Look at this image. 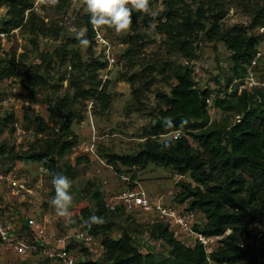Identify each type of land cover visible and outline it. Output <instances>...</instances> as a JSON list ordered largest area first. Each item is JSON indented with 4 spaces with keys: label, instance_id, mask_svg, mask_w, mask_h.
<instances>
[{
    "label": "trees",
    "instance_id": "trees-1",
    "mask_svg": "<svg viewBox=\"0 0 264 264\" xmlns=\"http://www.w3.org/2000/svg\"><path fill=\"white\" fill-rule=\"evenodd\" d=\"M36 1L0 0V9L6 8L10 17L0 33H9L12 27H27L35 38L59 39L62 29L47 27L34 12ZM153 1L149 0V7ZM65 2L58 0L54 9L62 10ZM231 6L241 9L251 18L249 28H224ZM163 10L160 17L147 22V27L154 25V32L164 36L169 48L182 58L194 60L201 34L207 42L221 43L230 52L231 75L225 87L219 79L214 82L219 88L217 93L224 92L223 98L217 97L214 101L215 108L222 114L221 119L212 121L210 116L208 100L214 90L200 89L194 70L187 65L173 68L171 80L175 81V85L170 93L156 91L159 106L148 111L142 103V92L151 90L156 76L166 71L170 63H132L131 69L139 67L141 70L123 75L122 80L134 90L137 111L147 112L153 123L144 129L145 141L135 154L107 153L104 158L117 174H133L134 179L136 174L133 170L137 173L149 164L171 169L180 177L188 176L195 186L180 182V192L174 198L176 205L185 212L203 215L205 225L197 230L207 236L223 238L217 251L208 259L201 245L183 244L175 239L168 225L141 226L146 228L144 233L150 241L163 242L167 247V255L155 254L150 249L144 254L136 245L131 229L121 228L118 223L121 213L126 214L124 209L111 212L105 198L94 192L93 208L87 199L82 198L70 209L74 227L101 239L102 256L92 261L90 252L84 249L88 260L83 264H260V259L264 263V95L239 94L237 88H232L236 80L245 76L246 68L264 38V34L249 32L264 29V0H164ZM142 16L143 13L132 12V32H136L138 19ZM83 21L87 27L86 38L94 45L95 32L88 14L84 15ZM78 45L77 39H71L59 46L55 53L42 54L43 65L28 66L10 55L0 58V79L25 75L27 88H47L54 59L65 64L70 46ZM127 55L131 56V50L127 51ZM72 59L75 62L73 66L82 69L79 75L69 79L72 94L54 104L49 103L47 118L37 117L34 120L37 131L47 133L48 139L41 141L37 148L21 154L13 153L5 146L0 148L2 156L12 153L17 161L24 164H40L51 180L58 173L72 180L77 177L70 167L62 169L60 166V161L79 142L73 131L74 122L82 119L77 105L90 101L108 111L112 104L109 83L104 84L99 79V73L107 68L105 61H101L100 57H91L86 63L77 54H73ZM138 84L141 85L140 90L143 88L141 93L136 89ZM237 117H241L240 123L236 122ZM26 118L28 120V116ZM173 134L178 136L172 140H161ZM91 215L102 217L103 223H89ZM254 226L263 227L262 236L254 245L243 246L246 241L252 242ZM114 229L121 230V238L111 236Z\"/></svg>",
    "mask_w": 264,
    "mask_h": 264
},
{
    "label": "rangeland",
    "instance_id": "rangeland-1",
    "mask_svg": "<svg viewBox=\"0 0 264 264\" xmlns=\"http://www.w3.org/2000/svg\"><path fill=\"white\" fill-rule=\"evenodd\" d=\"M63 1V0H62ZM65 8L58 11L54 9L51 0H37L34 4V12L45 21L48 28L55 29L60 27L62 35L59 39L39 37L30 32L27 27L10 28L9 33H0V58L5 59L8 55L15 56L16 59L28 66L41 65L43 63L42 54H53L56 49L68 40L77 39V33L87 27L83 17L87 14L84 11L85 5L81 0H65ZM163 1L154 0L150 9L154 16L143 14L138 19L136 32L131 29L126 32L116 33L114 29L101 27L99 31L104 34L105 42L101 45H89L87 47L70 46L68 60L62 64L57 58L54 59L52 69L49 70L47 88L26 87L25 75L19 78L0 79V148L13 153L21 154L29 149L37 148L41 141L48 139L47 133H40L36 129L34 120L37 117H48V104L70 96L69 79L74 75H79L81 70L72 59L73 54L81 55L83 62H89L91 57H100L105 61L107 68L99 73V79L109 83V93L112 96V104L108 111H103L99 104L90 101H82L77 105V112L82 118L74 122L73 131L78 136V145L67 157L60 161L62 169L71 168L72 173L76 172L75 180L70 179L71 187L69 193L72 196L70 209L82 198L87 199L90 207L95 203L92 199L94 192L101 194L106 203L111 197L118 195L123 186L119 174L107 165L105 155H131L135 154L140 145L145 141L143 138L144 129L153 123L147 112H138L133 96L134 90L128 82L122 80L123 75H132L141 70L137 67L130 68V64L167 61L169 67L166 71L156 76L155 83L148 92H142L141 85L136 89L143 93L142 103L148 111L159 106L156 98V91L170 93L175 81L171 80L173 68L176 65H187L194 70V78L200 89L214 90V99L223 98L224 92L219 91L214 83L216 79L225 87L230 73V52L221 43H209L204 35L199 36L200 42L197 44L196 56L194 60L184 59L173 52L165 42V37L154 32V25L147 27V22L163 14ZM208 1V0H198ZM196 8V6H195ZM10 21L8 10L0 9V29H4V22ZM251 18L241 9L230 8L229 15L224 21V28L230 29L234 26L249 28ZM250 33L264 34L263 30H249ZM113 53L117 59L116 64L111 66L105 59L106 51ZM131 50V56L127 51ZM259 50L264 53V38ZM43 65V64H42ZM149 81V80H148ZM222 86V87H223ZM216 91V92H215ZM222 91H224L222 89ZM28 116V120H26ZM211 120L221 119V112L215 108L214 102L210 107ZM9 117H12L11 119ZM7 118H9L7 120ZM178 134L163 137L161 140H172ZM13 174L20 179L26 188L33 191L32 195L20 193L14 196L11 191L5 189L1 192L4 204H9L11 209H16L19 216L35 218L48 217L53 220L54 233L59 235H71L74 227L70 216L61 217L55 212L51 205V199L55 196V189L49 178V174L38 163L24 164L17 161L12 153L5 156L0 155V174ZM122 174V173H121ZM136 179L140 180L142 187L154 196H162L164 204L172 205L175 203V196L180 192L178 184L180 182L191 183V179L180 177L171 169L149 164L146 169L136 173ZM195 186V184H193ZM159 199V197H156ZM2 204V203H1ZM10 207H5L6 211ZM12 215V212H10ZM118 220L121 228H130L132 237L136 245L144 254L148 250L154 253L166 254L167 247L163 242H154L148 239L144 233L146 225L142 224L139 214L121 213ZM130 217V218H129ZM69 218V221H67ZM152 218V216H149ZM130 219V220H129ZM22 225V220L18 218ZM69 222V223H68ZM140 225V226H138ZM141 226H145L144 229ZM263 227L254 226L252 228V243L262 236ZM115 239L121 238V230L114 229L111 233ZM101 243V239H98ZM81 243L74 245L77 254V263L83 264L88 260L87 253ZM167 255V254H166ZM35 257L41 260L38 254ZM90 258V256H89ZM9 252L0 245V264H10Z\"/></svg>",
    "mask_w": 264,
    "mask_h": 264
},
{
    "label": "built area",
    "instance_id": "built-area-1",
    "mask_svg": "<svg viewBox=\"0 0 264 264\" xmlns=\"http://www.w3.org/2000/svg\"><path fill=\"white\" fill-rule=\"evenodd\" d=\"M85 5V0H81ZM94 40L96 44L105 42L104 34L99 28H94ZM264 32V29H263ZM105 59L113 66L116 64V57L109 50L104 53ZM232 88H237L238 93L251 95H264V53L258 51L253 57L251 64L246 68V74L242 79L236 80ZM214 94L208 100L209 107H212ZM241 122V117L236 118ZM75 150V148H74ZM136 170L133 173L136 174ZM133 174L118 175L123 186L121 192L110 198L107 208L111 212H117L122 208L128 214H139L142 224L153 227L158 224L168 225L175 239L187 246L199 244L204 249L208 259L220 246L223 237L207 236L201 230L205 225L203 215L185 212L178 205H166L159 199L147 194L141 182L132 178ZM11 191L14 196L20 193L32 195L33 191L26 188L22 180L15 178L11 173L0 174V195L2 190ZM0 196V245L10 255V264H78L77 254L74 245L81 243L90 252V259L97 261L103 254L101 243L86 231L73 227L71 235H59L54 233V222L48 217L35 218L15 217L19 216L16 209H11L9 204H4ZM2 203V204H1ZM10 207L6 211L5 207ZM12 212V215H10ZM15 215V216H14ZM152 216V218H149ZM22 220V225L18 222ZM69 221V218H67ZM69 223V222H68ZM252 246L251 241H246L243 246ZM41 256V260L35 255ZM260 264H264L260 259Z\"/></svg>",
    "mask_w": 264,
    "mask_h": 264
},
{
    "label": "clouds",
    "instance_id": "clouds-1",
    "mask_svg": "<svg viewBox=\"0 0 264 264\" xmlns=\"http://www.w3.org/2000/svg\"><path fill=\"white\" fill-rule=\"evenodd\" d=\"M53 4L56 0H51ZM84 11L89 15V23L94 28L107 27L114 29L116 33H122L131 29V14L139 12L154 16L149 7V0H85ZM77 40L80 46L87 47L90 43L86 38L85 30L77 33ZM52 185L55 189V196L51 199L58 216L67 217L72 196L69 193L71 187L70 179L63 174H56L52 177ZM91 224L103 223L102 217L91 215L88 219Z\"/></svg>",
    "mask_w": 264,
    "mask_h": 264
},
{
    "label": "crops",
    "instance_id": "crops-1",
    "mask_svg": "<svg viewBox=\"0 0 264 264\" xmlns=\"http://www.w3.org/2000/svg\"><path fill=\"white\" fill-rule=\"evenodd\" d=\"M139 181H140V180H139ZM121 186H122V185H121ZM145 191L147 192V194H149V195H151V196H153V197H155V198H156V197H159V200H160L161 202H163V201H162V198H163L162 196H154V195L150 194L147 190H145ZM177 193H178V192H177ZM157 199H158V198H157ZM163 203H164V202H163ZM167 205H170V204H167ZM172 205H176V203H173Z\"/></svg>",
    "mask_w": 264,
    "mask_h": 264
}]
</instances>
